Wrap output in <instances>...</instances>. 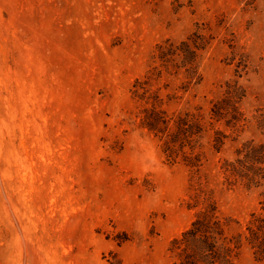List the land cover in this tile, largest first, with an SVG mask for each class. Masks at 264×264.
I'll return each mask as SVG.
<instances>
[{
    "label": "rangeland",
    "instance_id": "rangeland-1",
    "mask_svg": "<svg viewBox=\"0 0 264 264\" xmlns=\"http://www.w3.org/2000/svg\"><path fill=\"white\" fill-rule=\"evenodd\" d=\"M190 38L195 77L161 67ZM235 81L232 128L210 113ZM186 113L203 130L173 141ZM260 115L264 0H0V264H180L172 241L212 201L240 230L257 192L221 165L264 142Z\"/></svg>",
    "mask_w": 264,
    "mask_h": 264
},
{
    "label": "trees",
    "instance_id": "trees-1",
    "mask_svg": "<svg viewBox=\"0 0 264 264\" xmlns=\"http://www.w3.org/2000/svg\"><path fill=\"white\" fill-rule=\"evenodd\" d=\"M191 40L192 44L183 41L176 50L168 48L161 54L163 61H169L168 57L179 52L182 63H161V67L185 69L188 78H194L197 51L202 50L204 45L201 43L202 38ZM245 95L246 91L237 81L227 82L222 98L211 108L210 118L217 122L224 120L232 128L246 121L239 108ZM254 118L257 120L258 129L264 134V116ZM147 120L150 129L164 131L161 124L167 121L156 107L151 110ZM171 120L177 127L173 141L183 138L190 143L196 131L203 130L199 115L186 113ZM216 135L214 146L220 151L227 135L219 131ZM221 172L224 183L228 186L242 184L248 190H255L258 206L252 210L244 227L233 232V224L239 225V221L219 214L217 202H210L191 226L172 241L171 251L179 257L180 264H235L243 249L247 248L257 263L264 264V142H245L237 150L234 160L223 161Z\"/></svg>",
    "mask_w": 264,
    "mask_h": 264
}]
</instances>
